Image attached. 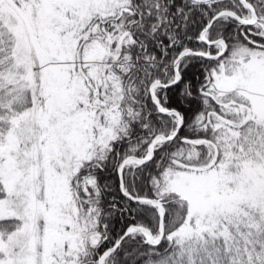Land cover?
I'll return each instance as SVG.
<instances>
[{"label":"snow or ice","instance_id":"1","mask_svg":"<svg viewBox=\"0 0 264 264\" xmlns=\"http://www.w3.org/2000/svg\"><path fill=\"white\" fill-rule=\"evenodd\" d=\"M0 264H264V0H0Z\"/></svg>","mask_w":264,"mask_h":264}]
</instances>
